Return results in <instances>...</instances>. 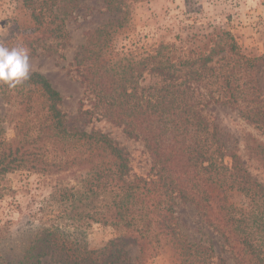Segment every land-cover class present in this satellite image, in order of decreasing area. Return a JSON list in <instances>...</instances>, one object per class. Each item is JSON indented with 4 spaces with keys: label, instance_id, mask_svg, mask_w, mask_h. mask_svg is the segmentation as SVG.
I'll return each instance as SVG.
<instances>
[{
    "label": "trees",
    "instance_id": "1",
    "mask_svg": "<svg viewBox=\"0 0 264 264\" xmlns=\"http://www.w3.org/2000/svg\"><path fill=\"white\" fill-rule=\"evenodd\" d=\"M86 1L27 3L44 40L60 41L69 39L66 21L80 16ZM137 1L97 0L111 19L87 33L75 66L90 105L87 122L108 120L143 141L150 171L132 176L128 154L107 134L70 127L60 92L43 74L30 73L14 89L18 122L15 137L0 140V178L18 170L47 177L80 173L74 185L60 182L53 195L63 219L77 229L99 224L120 234L90 250L77 234L56 228L43 234L31 262L21 264H41L50 252L62 264H132L126 247L138 246L143 257L154 259L165 243L180 264H227L204 234L194 239L187 231L179 214L186 206L237 253L264 264V185L246 171L239 140L229 143L210 114L213 107L230 109L259 132H243V150L264 170V54L245 56L237 38L221 31L206 51L189 56L161 45L144 57L115 58L111 44ZM233 192L250 199L248 218L231 203Z\"/></svg>",
    "mask_w": 264,
    "mask_h": 264
},
{
    "label": "rangeland",
    "instance_id": "2",
    "mask_svg": "<svg viewBox=\"0 0 264 264\" xmlns=\"http://www.w3.org/2000/svg\"><path fill=\"white\" fill-rule=\"evenodd\" d=\"M78 12L80 16H70L66 21L69 39L46 41L33 20L27 0H0V41L7 46L23 43L28 48L30 73L43 74L60 92L62 110L70 127L107 134L128 154L132 176H145L152 165L145 143L130 139L122 127L108 120L88 123L84 115L90 105L76 73L75 58L85 44L87 33L111 18L97 0H87ZM221 31H229L237 38L245 56L264 54V0H139L131 5L129 23L116 33L111 53L115 58L144 57L161 45H169L177 56H189L206 51L211 39ZM0 86V140L9 141L15 137L18 118L13 113L19 96L14 90ZM4 93L12 99H5ZM210 114L229 135V143L239 140L237 146L246 171L264 185V170L256 159L246 154L242 141L245 130L257 136L259 132L230 109L213 107ZM78 177L80 173L47 177L18 170L0 178L1 264L30 263L31 253L40 251L39 240L43 234L56 228L77 234L80 244L90 250H99L119 236L120 231L112 227L95 224L77 229L63 219L64 211L53 195L60 182L74 185ZM229 196L231 203L241 208L248 218L252 210L250 199L239 192ZM197 213L187 206L179 208L180 219L194 239L204 234V239L214 244L217 255L227 264H243L239 259L244 264H252L249 256L237 253L219 233L205 226ZM126 251L132 264H180L176 251L167 243L161 245L160 255L154 259L143 257L140 247L135 245L126 247ZM41 264L62 263L56 252H50Z\"/></svg>",
    "mask_w": 264,
    "mask_h": 264
},
{
    "label": "clouds",
    "instance_id": "3",
    "mask_svg": "<svg viewBox=\"0 0 264 264\" xmlns=\"http://www.w3.org/2000/svg\"><path fill=\"white\" fill-rule=\"evenodd\" d=\"M30 71V54L25 45L7 46L0 41V85L14 90L29 78Z\"/></svg>",
    "mask_w": 264,
    "mask_h": 264
}]
</instances>
